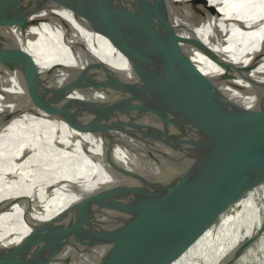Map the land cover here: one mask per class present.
<instances>
[{
	"label": "water",
	"instance_id": "water-1",
	"mask_svg": "<svg viewBox=\"0 0 264 264\" xmlns=\"http://www.w3.org/2000/svg\"><path fill=\"white\" fill-rule=\"evenodd\" d=\"M228 1L237 0H0V162L6 158L7 151L2 152L6 141L28 143L49 119L86 129L119 112L172 118L186 140L222 152L192 191L197 197L182 207L176 203L181 192L173 189V183L192 189L193 179L187 177L192 170L182 168L175 179L172 162L180 163L181 155L168 162L164 159L165 180L170 177L174 182H158V171L153 180L165 196L143 198L153 202L159 215L168 216L171 210L178 213L134 252L120 258L115 255L114 235L105 237L96 230L79 234L85 227L82 219L96 222L94 212L103 204L100 200L71 205L70 209L80 213L72 216L77 221L72 235L71 231L61 237L29 233L18 242L0 243V264H51L59 256L60 264H135L136 260L140 264H180L200 239L203 249L210 251L222 241L230 243L235 236L232 230L247 212L241 203L249 195L246 207L253 203V208H263L264 23L246 14L229 15L221 9ZM180 4L212 16L224 32L209 37V45L197 36L183 35L184 26L175 21ZM44 24L60 33L65 58L30 55L29 43L49 39ZM234 31L256 32L252 40H258L257 48L236 57L212 46L229 44ZM89 34L131 47L142 60L135 76L126 80L95 61L93 41L86 38ZM165 78L176 83L165 93H155V83ZM228 88L235 92L234 97L227 93ZM88 93L91 97L84 98ZM23 116L31 117L21 125ZM28 124L33 130H28ZM34 171L28 170L8 184L17 185ZM102 194L110 197L113 193L107 189ZM166 202L171 207H165ZM167 216L139 220L150 222L152 228ZM118 217V222L124 220ZM263 230L264 221L257 235ZM170 235L174 238L166 243ZM249 242V238L243 239L217 264L227 259L229 264Z\"/></svg>",
	"mask_w": 264,
	"mask_h": 264
},
{
	"label": "bare ground",
	"instance_id": "bare-ground-1",
	"mask_svg": "<svg viewBox=\"0 0 264 264\" xmlns=\"http://www.w3.org/2000/svg\"><path fill=\"white\" fill-rule=\"evenodd\" d=\"M230 3L221 8L229 15L246 14L264 23V0H237ZM176 13L178 17L176 16L175 21L184 26L185 36H197L209 45L212 42L209 37L224 32V28L212 16L193 7L180 4ZM33 29L37 31L36 27ZM44 30L51 41L47 39L44 42L42 38L39 42L29 43L27 50L30 55H40L45 59L52 58L51 60L57 59L55 57L65 58L60 33L46 24ZM254 35L256 32L234 31L229 44L221 47L218 43H213L212 46L222 48L237 57L244 51L257 48L258 40H252ZM86 38L92 39L93 48L96 49L94 60L101 66L111 68L126 80L132 79L142 65V60L133 49L121 41L112 42L99 34H89ZM245 41L253 43H244ZM238 43L243 47L239 48ZM202 71L207 73L206 69ZM175 83L171 79H162L155 83L154 92L165 93L164 90L168 91ZM227 93L234 97L235 92L231 89L228 88ZM89 97V93L84 96ZM30 117L23 116L19 123ZM26 127L33 130L30 124ZM180 129L169 117L119 112L104 123L86 129L72 128L66 122L49 119L33 133L28 143L19 145L22 142L19 139L16 142L15 139L6 141L2 147V152L7 151L6 158L0 162V207L4 208L0 211V243L18 242L29 233L35 236L61 237L71 231L72 235L77 228V221L72 217L74 212L77 213V208L72 210L71 205L76 203L84 206L90 201L99 203L101 200L103 204L97 208L98 213L94 212L96 222L92 224L82 219L81 225L85 227L80 229L79 234L96 230L105 237L114 235L115 238H111L115 240V248L118 249L115 255L120 258L134 252L149 236L158 234L166 222L175 218L178 213L177 210H171L168 216L159 215V209L152 206L153 202L150 204L143 198L144 195L149 199L150 196H165L161 189L156 188L157 184L153 180L156 173L160 171V177L156 179L158 182L171 185L182 168L192 170V174L187 175L193 179L192 189L189 187V190H184L185 186L173 183V189L181 192L176 203L180 202L179 207H182L190 202L191 197H197L192 195V191L197 190L202 176L222 156V152L203 143L189 142ZM20 135L22 134L18 137ZM176 154H180L181 159L180 163L172 162L171 173L175 179L168 177L170 180H165L167 177L163 175L166 173L161 170L162 165L166 163L165 160L168 162L170 158H175ZM28 170L35 171L17 185L8 184V181ZM131 171H135V174H130ZM5 185L7 186L4 187ZM107 189L113 193L110 197L102 194ZM251 197L249 195L241 203L247 212L242 223L232 230L235 236L230 243L222 241L220 246L210 251L207 247L203 249L200 239L193 245L191 255L180 264H217L229 249L248 237L264 218V214H261L264 213V206L261 209L254 205L253 208V203H249L246 207ZM118 216H122L124 220L118 222ZM159 216L167 217H162L163 221L152 228L149 227L150 222L139 220L140 217L151 220ZM173 238L170 235L165 240L166 243ZM196 246L197 249L194 250ZM59 258L60 256L52 258L50 263L60 264ZM183 258L184 256L181 260ZM99 260L101 258L97 263H100ZM89 261L93 259L90 258ZM108 263L114 262L105 264Z\"/></svg>",
	"mask_w": 264,
	"mask_h": 264
},
{
	"label": "rangeland",
	"instance_id": "rangeland-1",
	"mask_svg": "<svg viewBox=\"0 0 264 264\" xmlns=\"http://www.w3.org/2000/svg\"><path fill=\"white\" fill-rule=\"evenodd\" d=\"M165 204H166L165 207L167 206L169 207L170 205V203L169 204L165 203ZM263 221L264 218L261 220L259 225H257L256 228L249 234V236L245 238V239L249 238L250 241L246 249L242 253H240V255L237 256L234 260H232L229 264H264V230L260 236L257 235L258 230L261 228ZM136 262L137 263L135 264L139 263V261ZM228 262L229 260L227 259L224 264H227Z\"/></svg>",
	"mask_w": 264,
	"mask_h": 264
}]
</instances>
